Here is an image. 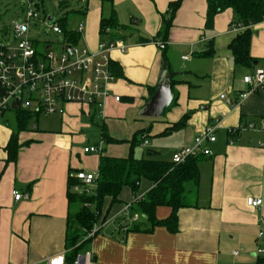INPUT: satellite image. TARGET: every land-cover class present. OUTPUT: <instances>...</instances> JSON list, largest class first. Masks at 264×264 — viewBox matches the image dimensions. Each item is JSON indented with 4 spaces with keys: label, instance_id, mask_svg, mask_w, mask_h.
Instances as JSON below:
<instances>
[{
    "label": "crops",
    "instance_id": "obj_1",
    "mask_svg": "<svg viewBox=\"0 0 264 264\" xmlns=\"http://www.w3.org/2000/svg\"><path fill=\"white\" fill-rule=\"evenodd\" d=\"M81 1L85 5L76 10L85 20L81 46L96 52L100 42L109 39L100 33L101 20L111 16L113 10L120 24L115 39L128 45L126 52L115 49L111 53L116 78L110 84L112 96L106 100L101 138L105 126L106 134L116 140H105L101 156H129L130 150L140 144L133 142L139 132L173 138L177 142L175 152L192 145L210 122H219L216 141L206 143L213 154L204 155L199 164L196 201L178 211L175 229L154 225L135 201L136 196H143L151 188V182L143 181L137 195L126 187L120 203L112 207L104 221L95 224L98 232L89 240L94 264L264 263V255L258 254L264 247V237L258 235L264 218V148L259 145L264 141V89L239 104L221 97L226 95L236 102L249 88L244 77L264 63V20L251 27V62L241 65L236 64L229 45L245 28L234 30L231 8L219 13L214 26L207 28V0H182L164 38L158 35L163 18L170 17V3L176 0ZM212 47L214 53L206 54ZM164 50L168 70L163 65ZM170 72L176 80L171 105L158 121L143 123L134 131L131 149L123 148L119 144L130 139L110 132L105 119L113 115L120 117L121 123L129 111L145 109ZM115 95L121 100L116 101ZM15 110H8L0 120V264H47L50 257L68 253L70 176L78 170L94 173L92 168L99 166L101 156L99 160L93 156L82 161L81 154L76 153L73 142L81 136L72 120L87 112L80 104L67 103L69 126L61 123L41 130V114H35L28 128L19 133L17 157L9 159L7 145L17 129ZM58 115L65 120V114ZM250 122L255 128L247 127ZM88 144L85 147L97 143ZM150 144L149 140L147 146ZM150 150L154 158L172 161L171 156L158 157V148ZM14 191L28 197L16 200ZM249 196L263 198V204L249 206ZM132 202L141 217L127 226L123 221L125 207ZM171 214L169 206L156 208L157 220L170 218ZM111 222L110 228L101 232Z\"/></svg>",
    "mask_w": 264,
    "mask_h": 264
},
{
    "label": "built area",
    "instance_id": "obj_2",
    "mask_svg": "<svg viewBox=\"0 0 264 264\" xmlns=\"http://www.w3.org/2000/svg\"><path fill=\"white\" fill-rule=\"evenodd\" d=\"M28 10L24 21H14L13 29L18 42L14 45L0 41V120L8 110L15 109L12 104L18 102L17 109L30 111L34 114H65V104L76 103L84 107H92L96 114L105 117L106 100L112 96L110 84L115 80V74L111 69V53L115 49L126 52L128 45L118 39L103 40L96 52L80 44L70 43L65 37V44L61 53L55 52L51 45L44 49H38L31 36L32 21L39 20L41 13L38 9L39 0H28ZM48 24L53 32L65 35L61 21L48 17ZM54 20V21H53ZM49 21L51 23H49ZM45 23L47 21L45 20ZM234 30L245 28L242 24L235 25ZM84 30L81 22L77 27L78 32ZM110 30L108 29L107 32ZM165 48L163 42H159ZM70 46V50L68 47ZM184 58H188L184 56ZM248 89L242 92L237 101L222 95L228 103L239 104L248 98L249 95L259 89H264V63L258 66L252 74L244 77ZM115 100L120 101L121 96L115 95ZM219 127L218 121L210 122L204 130L199 132L192 145L176 150L172 156L175 164H181L191 156L212 155L213 151L206 143L215 142L216 130ZM248 128H255V123H248ZM261 128L264 131V118L261 121ZM232 133V132H231ZM142 145L147 146L149 140L147 135H142ZM106 141L104 138L94 145L84 148L86 153H99L103 151ZM264 148V141L259 142ZM77 183L72 190L80 195L94 194L99 174L78 170L72 173ZM15 199L19 200L28 197L19 191H14ZM142 196L135 199L137 201ZM134 202L125 207L123 221L127 226L137 222L141 213L134 209ZM247 204L251 207H260L263 198L249 196ZM259 237H264V218L261 219ZM95 225L92 230L85 232V243L93 238L98 232ZM237 253V252H236ZM258 254L264 255V247L258 250ZM47 264H94L93 251L87 250L79 253L69 263L67 254H57L47 260ZM264 264V263H262Z\"/></svg>",
    "mask_w": 264,
    "mask_h": 264
},
{
    "label": "trees",
    "instance_id": "obj_3",
    "mask_svg": "<svg viewBox=\"0 0 264 264\" xmlns=\"http://www.w3.org/2000/svg\"><path fill=\"white\" fill-rule=\"evenodd\" d=\"M206 27L214 26L216 16L231 8L235 14L234 26L242 24L245 30L238 33L230 43L236 64L248 65L251 62L250 46L251 27L264 20V0H207ZM182 0L170 3V17L164 16L159 36L167 37L172 25L176 10L181 6ZM78 12V11H76ZM68 18L61 19V25L65 30L66 39L73 44H79L81 34L70 26ZM120 27L115 11L109 17L101 20L100 33L115 39V32ZM108 29L110 30L109 32ZM166 48V46H165ZM213 47L206 52L211 55ZM163 65L169 69L166 51L163 52ZM170 72V82L173 86L176 82ZM3 89L0 88V94ZM17 129L13 131L7 145L9 159H15L19 150L18 136L26 130L34 117V113L23 109H16ZM133 142L142 143V135L139 132ZM232 134V133H231ZM103 137L106 141L116 139L108 136L103 126ZM153 151L148 156L138 158L134 155L133 148L127 157H111L102 155L99 162V177L94 194L80 195L72 190L77 180L70 176L69 179V216L66 234L67 258L69 263L79 254L84 243H79L80 237L85 232L93 229L95 224L104 221L115 204L120 203V195L124 188L129 187L137 195L140 184L143 181L151 182V188L136 202L142 212L154 223V225H166L175 229L178 221V211L182 207L194 204L189 201V196L197 194L200 184V161L204 155L191 156L181 164L173 161L161 160L153 157ZM137 198V196H136ZM172 208L170 218L157 220L155 213L158 206Z\"/></svg>",
    "mask_w": 264,
    "mask_h": 264
},
{
    "label": "rangeland",
    "instance_id": "obj_4",
    "mask_svg": "<svg viewBox=\"0 0 264 264\" xmlns=\"http://www.w3.org/2000/svg\"><path fill=\"white\" fill-rule=\"evenodd\" d=\"M37 1V0H35ZM40 4H38V9L41 13V18L39 20H33L32 23V30L31 36L34 39L35 45L38 49H44L46 45H51L52 49L55 52L61 53L63 51V47L65 44V37L66 35L57 34L52 31L48 24V17L53 16L54 20L61 21L63 18H68L70 21V26L73 27L75 30L77 29L80 22H83L82 16L80 13L76 12V10H80L85 3L81 0H39ZM28 0H0V41L6 44H16L18 40L15 38V32L13 29V22L14 21H24L26 19V12L28 10ZM45 20L47 23H45ZM53 20V21H54ZM49 23H51L49 21ZM80 45L81 42L79 43ZM86 112L80 116H75L72 120V124L77 127L76 131H78L79 136L81 138H76L73 142V146L76 149V153L81 154L82 161L85 157L92 158L95 156L97 160H99L101 156V152L99 153H85L84 147L87 143L94 144L98 143L101 138V127L103 124L102 117L96 114V110L92 107H84ZM144 108H139L133 111H129L126 116H124V122L120 123V117H114L113 115H109L107 119H105L108 123L109 131L112 133H116L122 137H126V139H130L129 141H122L119 145L123 148L131 149L132 139L134 137L133 133L137 130L141 124L143 123H152L151 121H158L162 117H151L144 113ZM95 114V116H93ZM62 115L52 114L47 116L45 114L40 115V128L41 130L44 129H51L58 124H63L69 126V123L66 122L68 117L70 116L69 113H65V120H63ZM93 118V119H92ZM117 121L119 123H113L112 121ZM148 123V124H149ZM74 131V130H73ZM82 131V132H81ZM37 132V131H36ZM147 132H144L146 134ZM73 134V133H72ZM148 139L150 140V145L146 147H142L140 144L135 146L134 154L138 157H145L148 156V151L150 148H158L160 150V154L157 155L162 159H168L170 156L172 158L174 154L175 147L177 142H173V138L171 137H156V136H149ZM146 134V135H147ZM137 135H140L139 133ZM78 136V137H79ZM159 138V139H158ZM156 142L162 143L161 145H157ZM153 143H155L153 145ZM88 144V145H89ZM131 151V150H130ZM129 155V154H128ZM93 162V161H92ZM83 163V162H82ZM96 164V161H95ZM99 166L92 168L94 173L98 172ZM189 201L195 202L196 195L191 194L189 196ZM144 221L146 218L143 219ZM112 222L108 223L107 226L103 227L101 232L106 231L110 228ZM85 236L82 235L80 237L79 243L84 241ZM91 242H86L80 248L79 253H85L89 250V244Z\"/></svg>",
    "mask_w": 264,
    "mask_h": 264
},
{
    "label": "water",
    "instance_id": "obj_5",
    "mask_svg": "<svg viewBox=\"0 0 264 264\" xmlns=\"http://www.w3.org/2000/svg\"><path fill=\"white\" fill-rule=\"evenodd\" d=\"M70 50V46L68 47ZM174 99V93L170 82V74L166 75L165 79L160 83L158 90L151 97L146 105L144 113L151 117H160L164 110L168 108ZM13 108L17 109L18 102L15 100L12 104Z\"/></svg>",
    "mask_w": 264,
    "mask_h": 264
}]
</instances>
